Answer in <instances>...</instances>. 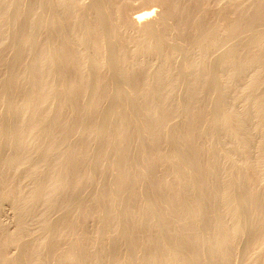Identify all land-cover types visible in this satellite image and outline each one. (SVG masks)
Masks as SVG:
<instances>
[{
    "label": "bare ground",
    "instance_id": "obj_1",
    "mask_svg": "<svg viewBox=\"0 0 264 264\" xmlns=\"http://www.w3.org/2000/svg\"><path fill=\"white\" fill-rule=\"evenodd\" d=\"M87 1L0 0V264H264V0Z\"/></svg>",
    "mask_w": 264,
    "mask_h": 264
},
{
    "label": "rangeland",
    "instance_id": "obj_2",
    "mask_svg": "<svg viewBox=\"0 0 264 264\" xmlns=\"http://www.w3.org/2000/svg\"><path fill=\"white\" fill-rule=\"evenodd\" d=\"M85 1H86V3H88L87 0H83L84 4H86ZM131 1H132V0H131ZM131 1H127V3L125 2L126 4H125V3H124V4L121 3V4H123V5H121V6H123L124 8L127 7L126 10L123 8L124 13L129 11L128 13L124 14V17H127V18L129 19V18H130V17H129L130 15L133 17V15H135V13H137V12H139V13H148V16L150 15L148 18L151 17L152 19H151V18H150V20L147 19V21H146L145 23L150 22V24H152V25H151L152 27L157 28L158 26H157L155 23H156V21H157L158 19H160L161 14H162V13H160V12L163 11V10H162L163 8L160 6V3H158V2H157V3H156V2H155V3H152V2H151V3H148V1H147V3H145L144 0H143V2H142V0H140V1H139V0H138V1L133 0L132 2H131ZM134 1H135V2H134ZM22 4L24 5L25 2H23ZM129 4H130L131 6L128 7ZM149 7H150V8H149ZM160 7H161V9H160ZM128 8H129V9H128ZM153 8H154V10H153ZM151 9H152V10H151ZM127 10H128V11H127ZM152 11H153V13H152ZM133 12H134V13H133ZM158 12H159L160 14H159ZM127 14H128L129 16H127ZM159 16H160V17H159ZM127 18H126V19H127ZM155 18H156L157 20H156ZM145 20H146V19H145ZM145 20H144V21H145ZM152 20H153V21H152ZM154 20H156V21H154ZM151 21H152V23H151ZM154 22H155V23H154ZM157 22H158V21H157ZM157 24H158V23H157ZM155 25H156L157 27H155ZM143 26H144V27L146 26V24H144V22H141V23L139 24V26H138V25H137V26H136V25H131V27H133V30H132V29H128V27H127L128 30H126V32H127L128 34H129V33H132V32H133L134 34H137V30H138L140 27H142V30H143ZM134 27H135V28H134ZM129 28H130V27H129ZM142 30L139 29V31H142ZM135 31H136V32H135ZM133 33H132V34H133ZM138 33H139V32H138ZM134 34H133V35H134ZM130 35H131V34H130ZM6 53H8V56L10 55V54H9V51H7ZM176 58H177L178 60H181V58L179 59V57H176ZM176 58H175V63L180 62V61H178ZM106 103H107V104L103 105V106H105V107H102V110H104V109L106 108V106H111L109 102H106ZM107 108L110 109V107H107ZM107 108H106V109H107ZM106 109H105L104 111H107V110H108V109H107V110H106ZM73 140H75V139H73ZM53 155H54V154H53ZM53 155L51 156L52 159L57 158V156H56L57 153H55L54 156H53ZM93 183H95V182H93ZM94 185H96V183H95ZM94 185L90 183V184L87 185V187L84 189L83 194H84L86 197H88V196H89V195L95 190V187H96V186H94ZM90 188H91V189H90ZM0 194H1V192H0ZM4 199H5V200H7V199L9 200L10 198H5V197L3 198V197H2V194H1V195H0V201L3 200V202H6ZM12 200H14V198L11 199V200H9V201H11V203H12V202H13ZM9 201L6 202V203H3V202H2V204H3L4 206L0 203V206H1V207H0V208H1V209H0V213H1V215L4 214V215H2L3 217L0 215V221H1V223H2V227L6 230V232H7V231L12 232L13 230H11V229H12L11 227H12V226L15 227V224H14L15 221H13V220H15V218H14V217L12 218V216H15V215H13V214H14V213H13V212H14V207L12 206V204L14 205V203H16V201L14 200V202H13L12 204L9 203ZM7 203H8V205H7ZM9 204H11L10 208L12 207V209H9V208H8ZM7 208H8V209H7ZM3 210H4V211H3ZM6 210H7V212H6ZM10 210H12L13 212L10 211ZM11 212H12L13 214H11ZM7 213H8V214H7ZM61 213H62V212H60V213L58 212V214H57V213H55V212H54V213L52 212V214H50V216H49V218H50L49 220L52 222V220L54 219L55 222H57L56 219H58V216H59V218H60V214H61ZM6 214H7V217H5ZM9 214H10V215H9ZM62 214H63V213H62ZM9 216H10V217H9ZM8 217H9V218H8ZM52 217H53V219H52ZM54 217H55V218H54ZM61 217H63V216L61 215ZM1 218H2V219H1ZM6 218H8V219H6ZM10 218H11V219H10ZM5 220H7L8 223H7ZM8 220L13 221V222H10V221H8ZM58 220H59V219H58ZM59 221H60V220H59ZM4 222H5V224H3ZM6 224H7V225H6ZM36 224H37V223H35V225H36ZM3 225H4V226H3ZM33 225H34V224H33ZM35 225H34V226H35ZM31 226H32V223H31ZM34 226H32L33 228H31V227L29 226V229L31 228V230H33V231L30 230L31 233L28 235V233H29V232H28V233L26 234L27 237H26V235H24V236L26 237V240L23 238V236H22V237L19 236L20 239L22 238L21 241H22V242L24 241L23 243H22L21 241L18 242L19 245H20V243H22V244L25 243V245H26V244H27V245H31V244H30L31 242L34 244L35 242H37V241L40 240V237H41V234L39 233V230H40V229H39L38 231H34V229H37V228H38L37 225H36L37 227L35 226L36 228H34ZM14 227H13V228H14ZM36 232H37L39 235H36ZM40 232H41V231H40ZM32 233H33V234H32ZM243 233H245V234H243V236H242L243 238L240 237V238H242V239H239L238 243L241 242V241H242V242H241L240 244H238L239 246H237V249H236V251H237L236 253H237L238 255L235 254V257H234V259L236 260V262H237L238 264L241 263V258H240V255H241V254H240V252H241V251L243 252V250L240 251L239 249H242V248L244 247V244H242V243L245 242L244 239H245V237H246V236L244 237V235H246V232H243ZM31 234H32V235H31ZM33 235H34V236H33ZM35 235H36V236H35ZM29 236H30V237H29ZM37 236H38V238L35 239V237H37ZM19 238H18V239H19ZM32 238H34V240H31ZM18 239L16 240V242H15V241H14V242L17 243V241H19ZM28 239H30V240H28ZM27 240H28V241H27ZM240 240H241V241H240ZM25 241H26V242H25ZM30 241H31V242H30ZM27 242H30V243L28 244ZM15 245H16V244L13 243L12 247H10V248H13ZM240 245L243 246V247L240 248ZM16 246H17V245H16ZM16 246H15V247H16ZM15 247H14V248H15ZM17 247H18V248H17ZM17 247H16L17 249H15V250H14V249H8L9 252L7 251V253L9 254L10 251L12 250V251L14 252V254L17 255V254L20 252V251L18 252V250L21 249V248H20L21 245H20V246H17ZM61 249H62V248H61ZM243 249H244V248H243ZM238 250H239L240 252H239ZM12 251H11L10 254L13 253ZM15 251H17L18 253H17V252L15 253ZM63 251H64V250H63ZM64 252H65V251H64ZM238 252H239V253H238ZM60 253H61V254H60ZM62 253H63V252H62V250H61V251L59 252V255H61L62 258H64L65 256H67V257L70 256V255H69L68 253H66V252H65L66 254H65V253L62 254ZM67 254H68V255H67ZM242 254H243V253H242ZM62 255H63L64 257H63ZM10 256H13V257H14L13 254H12V255H9V257H10ZM67 257L64 258V261H66V263L68 264L71 258H70L69 260H66V259L69 258V257H68V258H67ZM237 257H239L240 259L237 258ZM241 257H242V255H241ZM238 260H240V261H238ZM51 261H53V260H51ZM51 261H50V263L52 264ZM233 263H234V260H233ZM233 263H232V264H233ZM237 263H235V264H237Z\"/></svg>",
    "mask_w": 264,
    "mask_h": 264
}]
</instances>
